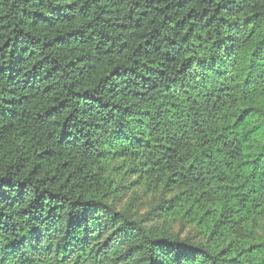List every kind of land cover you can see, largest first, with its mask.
<instances>
[{
  "label": "trees",
  "instance_id": "1",
  "mask_svg": "<svg viewBox=\"0 0 264 264\" xmlns=\"http://www.w3.org/2000/svg\"><path fill=\"white\" fill-rule=\"evenodd\" d=\"M0 264H264V0H0Z\"/></svg>",
  "mask_w": 264,
  "mask_h": 264
}]
</instances>
